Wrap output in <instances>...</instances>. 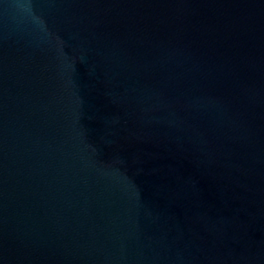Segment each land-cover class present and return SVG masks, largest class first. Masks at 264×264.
Returning <instances> with one entry per match:
<instances>
[{
    "label": "water",
    "instance_id": "95a60500",
    "mask_svg": "<svg viewBox=\"0 0 264 264\" xmlns=\"http://www.w3.org/2000/svg\"><path fill=\"white\" fill-rule=\"evenodd\" d=\"M0 264H264V0H0Z\"/></svg>",
    "mask_w": 264,
    "mask_h": 264
}]
</instances>
